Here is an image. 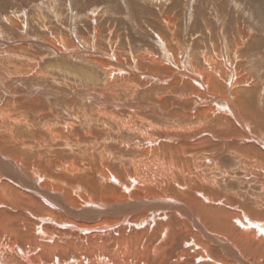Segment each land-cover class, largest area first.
I'll return each instance as SVG.
<instances>
[{
    "label": "bare ground",
    "instance_id": "bare-ground-1",
    "mask_svg": "<svg viewBox=\"0 0 264 264\" xmlns=\"http://www.w3.org/2000/svg\"><path fill=\"white\" fill-rule=\"evenodd\" d=\"M178 17L127 62L42 45L103 79L0 69V264H264V81L222 23L195 67Z\"/></svg>",
    "mask_w": 264,
    "mask_h": 264
},
{
    "label": "rangeland",
    "instance_id": "rangeland-1",
    "mask_svg": "<svg viewBox=\"0 0 264 264\" xmlns=\"http://www.w3.org/2000/svg\"><path fill=\"white\" fill-rule=\"evenodd\" d=\"M162 12L179 16L182 32L178 38L182 44L186 41L192 44L194 50L190 48L187 52L195 67L202 71L206 70L204 57L216 51L210 44L216 42L220 23L221 34L227 40L239 38L241 31L246 37L245 49L235 53V58L241 56L243 61L254 63L252 67H257L258 71L254 70L252 74L264 81V0H0V69L9 67L13 70L11 65L20 67L37 62L44 74L59 81H64L63 78L77 80L73 77L82 74L103 79L106 72L83 62V56H55L46 52L42 45L50 46L53 38H58L83 50L89 49L87 44L94 45L92 50L97 53L108 51L111 55L114 48L117 55L113 54L127 62L130 55L138 57L147 50L155 53L150 42L158 41L156 34L167 37V32H162L156 22ZM184 24L188 26L186 29ZM242 50L246 51L243 53ZM28 87L30 84L25 83V88ZM136 97L142 99L144 94L139 93ZM263 105L253 107L251 104L249 108L252 113L259 110L257 113L264 118ZM157 122L163 124L160 119ZM220 155L221 161L225 160L223 167L228 168L234 163L228 161L229 156L227 158L224 153ZM256 190L259 193V188Z\"/></svg>",
    "mask_w": 264,
    "mask_h": 264
}]
</instances>
